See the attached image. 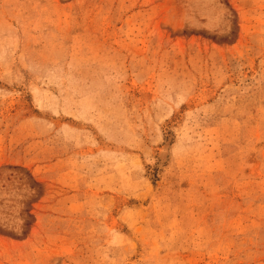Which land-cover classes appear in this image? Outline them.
Returning <instances> with one entry per match:
<instances>
[{"label":"rangeland","instance_id":"1","mask_svg":"<svg viewBox=\"0 0 264 264\" xmlns=\"http://www.w3.org/2000/svg\"><path fill=\"white\" fill-rule=\"evenodd\" d=\"M0 264H264V0H0Z\"/></svg>","mask_w":264,"mask_h":264}]
</instances>
